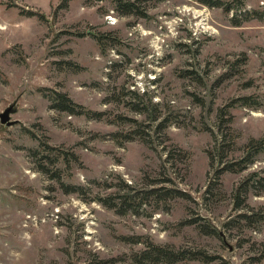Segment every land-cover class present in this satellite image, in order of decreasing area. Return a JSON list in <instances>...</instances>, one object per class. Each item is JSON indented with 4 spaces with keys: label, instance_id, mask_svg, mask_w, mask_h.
Instances as JSON below:
<instances>
[{
    "label": "rangeland",
    "instance_id": "1",
    "mask_svg": "<svg viewBox=\"0 0 264 264\" xmlns=\"http://www.w3.org/2000/svg\"><path fill=\"white\" fill-rule=\"evenodd\" d=\"M123 1L0 0V114L19 120L0 119V264H138L147 240L216 256L173 264H264V148L241 171L211 159L264 143V0ZM126 183L187 195L121 213L105 199Z\"/></svg>",
    "mask_w": 264,
    "mask_h": 264
},
{
    "label": "trees",
    "instance_id": "2",
    "mask_svg": "<svg viewBox=\"0 0 264 264\" xmlns=\"http://www.w3.org/2000/svg\"><path fill=\"white\" fill-rule=\"evenodd\" d=\"M69 1V0H64ZM117 2V9H122V11L126 14L134 13L135 11V4L130 1H123V0H116ZM204 3L210 4V0H201ZM213 4L215 5H223L225 6L226 10L231 11L233 9H236L238 12V8H241V6L244 5L243 0L238 5L232 4V2H224L221 0L214 1ZM235 13V15L232 18V23L234 25H240L241 21L237 18L238 13ZM48 97L52 101V108H55L59 111H65L70 114H86L89 117H100L102 115L101 112H95L92 110L87 109L82 104H79L75 102L66 92L58 91V90H52V92L47 94ZM243 101L247 105H252L253 102L249 100V97H244ZM139 107V106H137ZM140 109V108H135ZM224 110V109H223ZM225 111V110H224ZM222 112V110H221ZM130 119V118H125ZM151 141V140H147ZM249 147L252 150H249V153L246 154L243 158L237 160V161H229L223 160L226 156V152L224 150L219 149L217 153L211 154V159L216 161L219 157V161H223L224 166L220 168L221 171H241L245 169V167L252 161L254 155L264 148V143L259 140H251L249 143ZM49 149H52V147L47 146ZM46 148V149H48ZM185 153V152H182ZM166 182L174 183L173 179L168 177L164 178ZM124 187L128 189L125 194H113L109 198L105 199V202L110 207H115L117 211L124 213L128 209H133L134 212H138L142 206H144V203H148L151 199V197H155L157 201L159 200H166L168 197H173L176 195H187L185 192L180 191L177 187L172 185L163 186V188H152L147 190H136L134 186L131 184H124ZM248 191L247 186H245L243 183L237 187V189L234 191V200H235V206L239 207L242 206L245 203L246 198V192ZM102 199V198H101ZM104 200V199H102ZM252 217V216H251ZM198 221V220H194ZM204 231H207V233H217V229L212 226L211 224H200ZM142 241V240H140ZM204 253L201 250L198 251H191V250H181L176 249L175 247H168L165 245H159L155 244L150 241H146L145 249L140 251V253L136 256V262L138 264H145V263H151V264H173L175 262H178L180 260L184 259H192L196 258L199 254ZM216 259V256H209L208 254L204 253V261L210 262L212 260Z\"/></svg>",
    "mask_w": 264,
    "mask_h": 264
},
{
    "label": "water",
    "instance_id": "3",
    "mask_svg": "<svg viewBox=\"0 0 264 264\" xmlns=\"http://www.w3.org/2000/svg\"><path fill=\"white\" fill-rule=\"evenodd\" d=\"M15 112L13 105L7 107L3 112L0 114V119L2 123L7 125H14L19 122V120H13L11 115Z\"/></svg>",
    "mask_w": 264,
    "mask_h": 264
}]
</instances>
